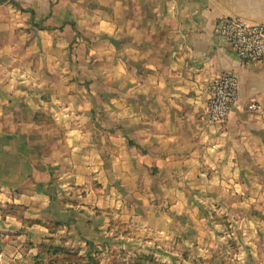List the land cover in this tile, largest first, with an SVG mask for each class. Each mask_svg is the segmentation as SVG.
<instances>
[{
  "label": "crops",
  "instance_id": "obj_1",
  "mask_svg": "<svg viewBox=\"0 0 264 264\" xmlns=\"http://www.w3.org/2000/svg\"><path fill=\"white\" fill-rule=\"evenodd\" d=\"M2 1L0 31L15 32L18 9ZM19 1L45 16L46 65L40 89L0 86V264H31L52 240L128 255L186 241L206 262L220 250L264 264V58L244 61L217 25L264 23V0ZM225 75L239 100L214 125L210 92Z\"/></svg>",
  "mask_w": 264,
  "mask_h": 264
},
{
  "label": "rangeland",
  "instance_id": "obj_2",
  "mask_svg": "<svg viewBox=\"0 0 264 264\" xmlns=\"http://www.w3.org/2000/svg\"><path fill=\"white\" fill-rule=\"evenodd\" d=\"M7 2L8 0L6 2L2 1L3 4ZM17 2H19L20 5H18L19 3ZM5 6L18 9V25H16L17 30L15 32H11L10 27H3L0 31V49L3 50L2 54H0V73H3V77L10 76V72L16 69V71L19 73L18 77H20H17L18 79L16 78L15 81H11L10 77H8V79L0 78V86L7 93L11 89V85L13 82H15L18 86L24 88V91L30 92L32 89H40L42 88V79L36 78V75L42 74L41 72H43L44 66L46 65L42 59V42L44 38L41 33V30L43 31L44 29L42 24L46 21L43 19L45 16L35 15L32 17L30 14H27L24 10L25 7L22 6V3L19 0H10L9 4H6ZM5 6H1L2 9H4ZM54 18H56L54 19V22L56 23V26H58L57 24L59 22V17L54 16ZM31 21H33L34 26L31 25ZM51 22H53V19L51 20ZM62 32L63 34L66 33H64V31ZM55 33L59 34V30H57V28H55ZM10 44H12V49L10 48ZM79 44L80 43L78 41L73 39L72 42H70V44L68 45V51L65 54L73 59V55L79 50ZM8 50H12L11 52L15 55L9 57V55L7 54ZM27 52L33 53V55L31 57H27ZM15 56H17V60H20V58L24 59V62L17 61L11 63L9 60L13 59V57ZM70 64L74 65L72 61ZM33 99L36 100L37 97H34ZM25 106L26 105H24V107ZM93 110L95 111V109ZM9 112L10 111H5L4 113ZM23 112L25 116L24 118H26L27 114L25 111ZM39 114H43V112L35 113V121L36 118H40ZM95 117L99 118L101 116H97L96 114ZM27 119L30 121V117ZM50 120L52 119L44 114V116L42 117V125L44 124V122ZM101 130L102 128L98 127L97 131L100 132ZM43 134L44 133L40 128H35L36 137ZM56 135L57 134L55 133L54 137ZM76 158L78 159L77 164L81 165L83 163L81 158ZM69 160L72 161V158H70ZM68 173L69 171L67 172V175ZM72 192H81L80 194H77V197H79L80 195H82L83 197H87L90 193V188H86V190H83L82 187H76L75 185V190H73ZM226 237L228 239V235H226ZM164 243L168 244L165 246L163 245L164 252L161 249L158 255H128L122 249H107L104 247H102L104 249H98V251H96L95 249H93V247L89 246V244H87L85 247L79 246L73 248L72 246H70L66 248L69 252L65 257L61 259V263H63L64 260L65 263L63 264H234L231 259H224V256L222 258H219L220 250H215V256L209 257V259L206 258V262L202 256L196 255V252H194L196 248L195 246L191 245V243H188L186 241H183V243H181L175 240H171V242L165 241ZM227 245L228 249H230L231 252H233V250H237V245L235 246L232 240H230V242H227ZM231 254L229 255V257L231 256Z\"/></svg>",
  "mask_w": 264,
  "mask_h": 264
},
{
  "label": "built area",
  "instance_id": "obj_3",
  "mask_svg": "<svg viewBox=\"0 0 264 264\" xmlns=\"http://www.w3.org/2000/svg\"><path fill=\"white\" fill-rule=\"evenodd\" d=\"M218 31L229 43L235 46L238 55L251 62L264 58V23H249L241 17H224L218 22ZM240 85L234 76L218 77L211 88L209 121L223 125L232 115V109L239 100ZM258 109V104L252 105Z\"/></svg>",
  "mask_w": 264,
  "mask_h": 264
},
{
  "label": "trees",
  "instance_id": "obj_4",
  "mask_svg": "<svg viewBox=\"0 0 264 264\" xmlns=\"http://www.w3.org/2000/svg\"><path fill=\"white\" fill-rule=\"evenodd\" d=\"M41 120L42 118L39 121ZM66 248L64 245H57L52 240L48 246L45 245V252L36 256L31 264H63L65 261L61 263V259L69 252Z\"/></svg>",
  "mask_w": 264,
  "mask_h": 264
}]
</instances>
